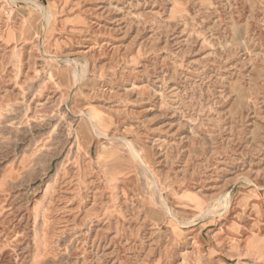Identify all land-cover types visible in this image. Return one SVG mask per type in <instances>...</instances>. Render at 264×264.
Masks as SVG:
<instances>
[{
  "label": "rangeland",
  "instance_id": "obj_1",
  "mask_svg": "<svg viewBox=\"0 0 264 264\" xmlns=\"http://www.w3.org/2000/svg\"><path fill=\"white\" fill-rule=\"evenodd\" d=\"M0 264H264V0H0Z\"/></svg>",
  "mask_w": 264,
  "mask_h": 264
},
{
  "label": "bare ground",
  "instance_id": "obj_2",
  "mask_svg": "<svg viewBox=\"0 0 264 264\" xmlns=\"http://www.w3.org/2000/svg\"><path fill=\"white\" fill-rule=\"evenodd\" d=\"M47 16V14H45Z\"/></svg>",
  "mask_w": 264,
  "mask_h": 264
}]
</instances>
